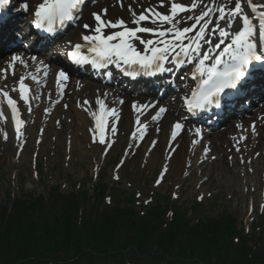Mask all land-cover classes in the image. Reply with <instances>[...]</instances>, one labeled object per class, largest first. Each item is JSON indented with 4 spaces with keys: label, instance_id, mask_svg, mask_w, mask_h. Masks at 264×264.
<instances>
[{
    "label": "snow or ice",
    "instance_id": "obj_1",
    "mask_svg": "<svg viewBox=\"0 0 264 264\" xmlns=\"http://www.w3.org/2000/svg\"><path fill=\"white\" fill-rule=\"evenodd\" d=\"M11 2L12 0H0V9L6 10ZM116 2L123 7V0H116ZM18 3L19 7L15 10L28 14L31 17V25L36 30L52 34L63 29L66 25L76 29L77 38L75 40L69 38L64 45V55L76 65L90 63L99 70L114 64L124 75L135 78L141 74L155 75L160 72H172V69L165 67L166 61L177 67L194 63V68L186 76L190 75L191 79L196 82V86L190 87L188 91L179 96L182 107L189 113L205 111L212 106L221 107L222 98L229 96L226 89H238V86L242 85L248 75L249 65L253 62L264 64V47L258 49L253 39L257 32L256 24L253 22L252 16L245 13L246 4L251 7L253 14L259 10V35L260 39L264 40V5H257L253 0H231L230 3L221 2L218 4L216 0H212L213 6L204 4V0H191L190 4H185L182 0H159L160 7H165L167 4V13L160 12L152 6L143 8L137 13L129 5L130 21L119 16L110 17L107 7L91 10L86 20L84 8L88 0H18ZM198 8L200 11L196 15H182L191 13ZM213 13L217 14L216 22L215 27L210 28V24L213 23L210 17ZM186 20L192 21V23L186 25ZM219 21L224 22L223 26ZM234 21H239V27L230 31ZM144 22H148L150 26H145ZM216 32L219 33L221 39L214 47L221 49L223 45L222 49L215 56L211 52H202L201 42L211 43L207 34ZM138 33H148L156 36L157 39L155 42L153 39H141ZM225 40H230V43L225 44ZM133 41H139L144 46L143 50H138ZM24 47L27 48L28 45L26 44ZM170 57H172L171 60ZM30 59L34 64H37V73L43 69L42 74L46 78L49 66L43 60H38L36 56H32ZM6 63L7 67L0 69V79L6 80L9 74L15 76V69L18 65L24 69L29 67L28 60L20 53H13ZM105 75L110 74L105 73ZM29 78L38 85L41 83L39 75L26 72L19 76L15 86L10 90H7V84L0 87V103L5 105L8 110L6 112L4 107H0V126L10 122L15 139L20 141L21 145L26 121L21 118L18 103L22 101L25 105H30L29 94L32 92V88L26 83ZM185 78L181 77V79ZM68 79L69 76L65 70L55 71L56 88L60 97L64 95ZM80 87L82 85L78 82L77 88ZM13 92H18L19 101L13 98L11 95ZM109 96H111L110 91L101 92L97 89L95 105L90 106V100L87 98L82 102H77V106L91 117L92 125L88 128L91 143L103 146L104 154H107L115 143L113 138L118 135L119 123L122 120L119 105L125 103L124 99L119 96L113 97L111 104L106 103ZM33 98L39 99L40 97ZM176 99L173 97L172 101L175 102ZM58 102L57 100L54 103ZM64 107L68 106L64 105ZM131 108L136 115L134 130H131L129 134L128 149L138 147L145 138L148 124L141 120V116L145 112L154 110L151 120L158 122L169 111L168 107L152 101H133ZM31 110L29 107L28 111L31 112ZM44 111L46 114L48 113L47 108ZM170 127L171 143L185 128L183 118L177 119ZM236 127L241 128L242 126L237 124ZM249 127L256 135L255 122ZM156 130L160 131L159 127ZM0 133H2L3 140L9 139V132L5 128L0 127ZM193 134L196 139L192 140V144L199 143L202 139V130L195 128ZM246 139L247 136L239 137L233 145L236 152H240L239 144ZM157 143L158 141L153 140L145 155H148ZM174 150L172 149V151ZM210 151V147L204 146L203 155L205 158ZM130 154V151L126 149L125 157ZM212 159L215 157L213 156ZM228 159L231 161L232 157L229 156ZM124 162L122 158L117 168ZM241 163H245L243 158H241ZM248 171H252V169L249 168ZM166 172L167 166L165 165L155 181L157 186L161 183ZM114 179H119V176H115ZM139 195L140 193H137L138 197ZM208 195L210 196L211 193ZM173 197L175 198V193ZM203 198V196L197 197L201 200ZM145 203L147 204L149 201L146 200ZM249 211H251V207Z\"/></svg>",
    "mask_w": 264,
    "mask_h": 264
},
{
    "label": "rangeland",
    "instance_id": "obj_2",
    "mask_svg": "<svg viewBox=\"0 0 264 264\" xmlns=\"http://www.w3.org/2000/svg\"><path fill=\"white\" fill-rule=\"evenodd\" d=\"M12 2L16 6L19 5L18 0H12ZM182 2L190 4L191 0H182ZM221 2L230 3L231 0H217L216 3ZM253 2L257 5H264V0H253ZM129 5L137 13L149 6L163 13L168 11L167 4L165 7L159 6V0H123V7L117 2L115 4L114 9L117 16L131 19ZM199 11L198 8L183 15H196ZM254 16L258 19L259 10ZM212 20L214 21V18ZM190 22L192 21H187L188 24ZM213 23L210 26L215 27ZM20 27L23 31L25 30L24 25L20 24ZM233 28L230 31L238 28L235 22H233ZM217 34L219 33L216 32L215 35ZM217 40L218 38L215 39ZM227 43H230V40H226L225 44ZM21 50L24 52V49ZM16 51L21 53L20 50ZM8 56H3L0 60L9 59ZM27 71L23 68L16 74L20 76ZM51 80L44 79L39 85L32 81V89H34L32 97L39 96L40 98L31 101L30 105L21 104L23 119L26 121L22 145L15 139L14 133L9 132L7 141L3 140L2 133H0V206L8 202V193L15 195L18 191H29L35 196H46L48 189L55 185L60 187V193L63 195L77 190L82 184H85V188L88 189L92 184L90 175L98 174L103 177L108 187L125 193H133L136 200L133 206L138 212L141 210L139 204L152 207L155 202H162L163 198L172 200L174 207L179 206L184 209H189L194 202L201 201L204 207H207L203 209V213L210 217L228 213L237 221L239 227L249 234L252 231L254 234L259 233L264 243V207H262L264 205V180L262 183L257 180V177L264 171V159L257 155L260 151L244 156L243 144L239 145L240 150L242 149L241 153L234 150L225 155L223 162L225 174L219 173L212 176L209 171L198 173L196 170V166L200 164L204 166L212 162L216 166L221 163L218 156L213 153L208 154L207 158L204 157L202 141L201 145L193 144L182 168L176 170L174 165L172 167L164 163L162 159L153 160L150 153L141 154L142 141L138 147L128 149L130 133L127 128L119 126V133L113 138L115 143L107 154H104L103 146L91 143L88 132L90 126L80 116L75 115L69 121L61 119L62 114L67 110L64 107L66 105L63 103L64 100L68 104L72 102L69 104L70 108L76 109L77 105L74 101L77 102L78 99L75 100L74 92L72 88H69L67 96H64L62 100L55 95L53 99L48 100L49 95L52 97ZM16 81L10 82L12 87L15 86ZM175 94L178 95V93ZM11 95L18 99L16 92ZM57 100L59 102L54 103ZM168 102L172 103V101ZM177 104L181 106L180 101ZM55 105L60 107L58 111H54ZM29 107L32 109L31 112L28 111ZM45 108L48 109L47 114L44 111ZM255 114L256 112H252L239 121L251 118L254 122ZM248 129L251 130L248 125H243L235 131L236 133L228 134L229 140L237 142L232 138L246 136ZM109 137L111 138L110 134ZM261 141L264 143V137ZM126 149L131 154L125 157ZM213 156L215 159H212ZM229 156L232 157L231 161L228 159ZM122 158L125 162L117 168ZM241 158L245 163H241ZM165 165L167 172L157 186L155 181ZM249 168L252 171H248ZM117 175L119 179H114ZM137 193H140L139 197ZM209 193H211L210 196ZM200 196L204 198L197 199ZM146 200L149 203L146 204ZM250 207L251 211H249Z\"/></svg>",
    "mask_w": 264,
    "mask_h": 264
},
{
    "label": "trees",
    "instance_id": "obj_3",
    "mask_svg": "<svg viewBox=\"0 0 264 264\" xmlns=\"http://www.w3.org/2000/svg\"><path fill=\"white\" fill-rule=\"evenodd\" d=\"M89 178L90 188L66 195L58 185L46 196L8 193L0 264H264L260 234L228 213L210 217L202 203L184 209L168 198L138 212L133 193Z\"/></svg>",
    "mask_w": 264,
    "mask_h": 264
},
{
    "label": "bare ground",
    "instance_id": "obj_4",
    "mask_svg": "<svg viewBox=\"0 0 264 264\" xmlns=\"http://www.w3.org/2000/svg\"><path fill=\"white\" fill-rule=\"evenodd\" d=\"M90 0H88L87 5L84 8V17L87 20L89 17V13L91 10L99 7H107L109 9V15L111 16H117L116 11L114 9L116 0H93L90 3ZM217 2V0H216ZM204 4L208 6H213L212 0H204ZM245 13L249 14L253 18V22L256 24L257 32L256 35L254 36L253 39L256 40V38H259V22L258 19L252 14L251 10L249 9V6L246 4L245 5ZM198 14V13H197ZM26 16L31 18L28 14L25 13ZM212 15L214 18V23L215 25V17L217 16L216 13H213ZM131 20V19H130ZM129 20V21H130ZM236 25L239 27V21H234ZM192 23V22H191ZM191 23H187V20L185 21L186 25H190ZM219 23L223 26L224 22L219 21ZM135 27V25H132ZM145 26H150L148 24H145ZM210 28H213V26H210ZM233 28V27H232ZM234 29V28H233ZM110 31H115V30H110ZM192 35V34H189ZM211 33L207 34V38L211 41H213L215 38H220L219 34L210 36ZM3 36L6 37H14L13 32L11 31V26L9 31H5ZM141 39H157L156 36H153L148 33H142L138 35ZM69 38L75 40L77 38V32L76 29L73 30H68L67 36L64 41H67ZM221 39V38H220ZM219 39V40H220ZM218 40V41H219ZM217 41V42H218ZM133 43L136 45L138 50H143V45L139 43V41H133ZM187 43V41H185ZM219 43V42H218ZM263 45V43H262ZM208 43L201 42V50L202 52H211L214 53L213 56H215L223 47L221 46V49H207ZM25 59L26 56H24ZM172 59V57H170ZM8 59L3 58L0 60V66L2 68L7 67V61ZM211 62V61H209ZM114 64L108 65L106 68H103L104 70H108L112 68ZM19 66V65H18ZM115 66V65H114ZM20 67V66H19ZM1 68V69H2ZM117 68V67H116ZM53 70V68L51 67ZM19 70V68H18ZM20 70H22V67H20ZM120 70V69H118ZM121 71V70H120ZM17 73V71H16ZM17 75V74H16ZM12 76L8 75L7 79H0V87H4L5 84H7L8 89L10 90L12 88L10 82L15 81V79H18L17 76ZM85 80L82 82V87L79 89L77 88L78 82L76 80H73V83L76 85L74 87V97L75 100L78 99V101H83L85 98L90 100V106L95 105V96L97 94V89H99L101 92L108 90L111 92V96H109L106 100V103L111 104L113 97L119 96L124 99L125 103L123 105H119V108L121 109V115H122V120L119 123V126L121 128H127L128 132L130 133L131 130H134L135 127V115L132 111L131 104L133 101H139V102H158L159 105H163L169 108V111L164 114V116L158 121V122H153L151 120V115L154 114V110H148L147 112L144 113V115L141 116V120L148 124V130L145 135L144 140L142 141L143 144L140 145V149H142L141 154L148 152L149 147L151 146V142L153 140L158 141L156 146L152 149L150 154L153 156V160H158L162 159L164 163H167L168 165H171L175 167L176 170H179L182 168L184 162L186 161V158L188 157V154L192 148V140L196 139V137L193 134V131L195 128H193L189 122H187L186 116L183 114V110L181 106H178V101H179V96L183 95L185 91H188L190 87H195L196 82L191 79V76L189 80L187 78L180 80V82H172L171 90L167 91L165 95H162V97H159L155 94H149L148 96H143L144 94L139 93L138 91L134 90L131 92L124 91L121 89L119 86H113L112 84L104 83L102 79L100 78H93L91 77V73L86 74ZM52 81L50 82V86L52 89V97L49 95L48 99L53 98L54 95H56V82H54L55 79V73L52 72ZM17 77V78H16ZM188 77V76H187ZM72 82V80L70 81ZM72 84V83H70ZM80 84V82H79ZM11 86V87H10ZM175 93H178L175 94ZM167 95V97H165ZM165 97V98H164ZM176 97L177 99L175 102L172 101V98ZM172 101V103L168 102ZM76 101H74L75 103ZM67 110L62 114L61 119L69 121L71 117L73 118L75 115L80 116L85 123H87L89 126L92 125V120L91 117L83 111L81 107H77L76 109L70 108L69 104L66 102ZM0 107H4V110L7 112V108L5 105H2L0 103ZM98 107V106H97ZM60 107L57 105L54 106V111H58ZM256 112L255 114V124H256V135L252 133L250 129L247 130V139L243 140L240 142L239 145L243 144V154L244 156L247 154H255V152H259V155L262 156V159H264V143H262L261 140H263L264 137V119H261V117H264V103L261 105V108L259 110H254ZM254 116V115H253ZM183 118L185 128L181 132V134L177 137L175 141H172L170 143V131H171V124L174 123L177 119ZM251 122H253V119H244L243 121H232L228 120L225 125H222L220 128L214 129V130H208L205 133H202V139L200 140V144H202L203 141V146H208L210 147L211 151L208 154H215L218 156L219 160L221 161L220 164L214 166L212 162H209L208 164H202L196 166L197 172H202L205 173L206 171H209V174L213 175H218L219 173L225 174V170L223 168V162L225 160V155L229 151H234L235 149L232 147L236 142H233L229 140L228 134L231 132L236 133L235 131H238L239 128L236 127L237 124H240L241 126L243 125H251ZM3 127L8 131V132H13L14 130L11 127L10 122L6 123L3 125ZM157 127H159L160 131L157 132ZM193 130V131H190ZM110 134V133H109ZM111 135V134H110ZM236 139H233L234 141H237L239 137H235ZM172 149H175L172 151ZM242 152V149L240 150L239 153ZM242 156V157H244ZM166 157V158H165ZM164 158V159H163ZM216 171V172H215ZM257 180L259 182H263L264 180V171L263 173L257 177Z\"/></svg>",
    "mask_w": 264,
    "mask_h": 264
}]
</instances>
